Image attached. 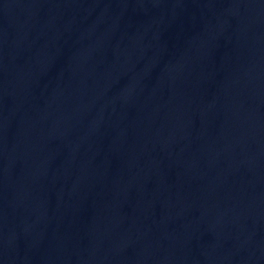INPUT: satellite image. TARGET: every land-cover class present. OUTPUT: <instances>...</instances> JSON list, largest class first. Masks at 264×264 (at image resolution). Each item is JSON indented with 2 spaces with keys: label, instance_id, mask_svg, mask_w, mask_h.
<instances>
[{
  "label": "water",
  "instance_id": "obj_1",
  "mask_svg": "<svg viewBox=\"0 0 264 264\" xmlns=\"http://www.w3.org/2000/svg\"><path fill=\"white\" fill-rule=\"evenodd\" d=\"M0 223L46 264H264V0H0Z\"/></svg>",
  "mask_w": 264,
  "mask_h": 264
}]
</instances>
